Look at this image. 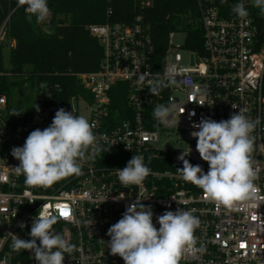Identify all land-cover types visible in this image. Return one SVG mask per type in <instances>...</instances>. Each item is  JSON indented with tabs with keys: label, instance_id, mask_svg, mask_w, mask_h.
I'll return each instance as SVG.
<instances>
[{
	"label": "built area",
	"instance_id": "2783aa9c",
	"mask_svg": "<svg viewBox=\"0 0 264 264\" xmlns=\"http://www.w3.org/2000/svg\"><path fill=\"white\" fill-rule=\"evenodd\" d=\"M129 1L131 12L122 20H113L115 0H108L107 20L87 25L102 46L97 69L50 73L48 79L33 75L23 85L29 88L33 104L23 107L12 104L8 96L20 86L4 90L0 83V264H36L30 251L11 248L8 233L30 239L32 220L39 211L61 217L54 230L75 245L71 254H65L63 264H125L110 254L107 232L136 200L151 207L157 228L156 217L165 211L193 210L200 221L195 231L197 247L205 251H190L179 264H264V45L258 44L254 5L250 0H234L224 13L218 0H196L198 18L186 16L184 23L194 28L193 23L199 22L200 48L188 46L191 32L177 23L167 34L160 55L149 18L156 0ZM237 3L244 4L247 17L232 11ZM43 28L49 32L47 25ZM176 32L184 34L182 44L175 43ZM5 38L4 24L0 42ZM5 67L0 78L18 81L27 77L14 74L6 61ZM57 76H71L83 89L68 95L55 80ZM117 82L125 83L127 105L113 114L111 94ZM152 86L158 94L150 93ZM159 104L172 108L168 120L153 117ZM60 108L83 115L95 125L101 151L81 161V175L48 187L28 186L24 176L15 173L19 161L12 149L22 147L33 130L48 127ZM240 111L250 119H260L252 133L255 142L250 154L258 191L254 199L226 207L186 182L177 169L183 167L180 155L190 147L185 158L207 173L209 165L200 158L197 140L191 135L199 130L193 125L204 118L227 120ZM119 150L127 152L121 157L128 161L135 154L144 156L152 174L142 185L124 188L119 182L117 169L125 165L108 161ZM61 211L70 213L68 219L62 218ZM20 224L25 227L21 229Z\"/></svg>",
	"mask_w": 264,
	"mask_h": 264
},
{
	"label": "clouds",
	"instance_id": "9594fccd",
	"mask_svg": "<svg viewBox=\"0 0 264 264\" xmlns=\"http://www.w3.org/2000/svg\"><path fill=\"white\" fill-rule=\"evenodd\" d=\"M17 6L25 7L29 22L35 17L37 23H43L51 11L47 0H17ZM254 7L264 12V0H254ZM232 11L241 18L248 16L243 3L233 5ZM149 91L152 95L158 94L156 86L150 87ZM36 110L39 111L38 106ZM171 112L172 108L159 104L153 110V117L165 121ZM259 123V118L250 119L240 111L231 114L227 120L204 118L194 124L193 127L199 129L191 133L197 140L196 151L209 168L205 173L200 165H193L185 158L191 152L189 147L179 157L183 167L177 170L182 178L201 188L209 199L226 207L237 201L254 199L258 191L254 184L257 176L250 154L255 142L252 133ZM94 127L85 116L58 109L48 127L33 130L22 147L12 149V156L19 161L14 167L15 173L24 176L26 185L38 187H48L66 177L81 175V161L92 158L89 153L94 155L101 151ZM150 174L152 170L141 154L133 155L125 167L117 169L118 180L124 188L142 185ZM153 215L151 207L139 200L128 205L122 217L108 229L110 254L118 255L125 264H179L186 253L205 251L203 246L197 247L195 231L200 221L193 210L165 211L156 217L158 228ZM60 218L39 211L32 220L30 239L8 233L12 239L11 248L16 252L30 251L36 264H63L65 254H71L75 245L54 230ZM62 218L68 219L67 216ZM20 227L23 229L25 225L20 224Z\"/></svg>",
	"mask_w": 264,
	"mask_h": 264
},
{
	"label": "trees",
	"instance_id": "16d2710c",
	"mask_svg": "<svg viewBox=\"0 0 264 264\" xmlns=\"http://www.w3.org/2000/svg\"><path fill=\"white\" fill-rule=\"evenodd\" d=\"M50 15L43 23H37L33 17L29 22L26 19L25 7H18L17 0H0V28L5 24L6 38L0 42V70L5 67L6 44H9V65L14 74L25 73L27 77L12 81L7 77L0 78L6 90L10 85L23 86L26 81L32 80L33 75L40 79H48L50 73H66L70 71L84 72L99 67L102 57V46L98 39L92 36L87 29L91 23H100L107 20L108 0H47ZM234 0H218L222 12H227ZM129 0H115L113 20H122L131 12ZM259 28L258 44L264 45V12L257 7L251 8ZM199 12L196 0H156L149 12L153 24V38L157 52L163 55L166 48V36L177 23L189 29L191 37L188 46L200 48L201 29L199 22L184 23L187 17L198 18ZM44 25L49 32L44 30ZM15 41L14 46L11 42ZM55 80L62 83V89L71 95L83 87L75 84L71 76H57ZM65 80V82H64ZM66 82L70 83L67 87ZM125 83L117 82L111 94V109L115 114L127 105ZM11 100V91L8 93ZM127 152L119 150L117 156L108 160L110 164L125 165L128 160L123 155Z\"/></svg>",
	"mask_w": 264,
	"mask_h": 264
},
{
	"label": "rangeland",
	"instance_id": "374dc122",
	"mask_svg": "<svg viewBox=\"0 0 264 264\" xmlns=\"http://www.w3.org/2000/svg\"><path fill=\"white\" fill-rule=\"evenodd\" d=\"M250 1L254 5V0H250ZM174 41L177 44H182L184 41V34L181 32H176ZM8 46L9 44H6L4 48L5 59H6L7 64H9ZM180 52L183 55V57H185L186 51L181 49ZM28 89L29 88L26 86H20V87L13 88V90L11 91V103L18 107H23V106H28V105L33 104L32 97H30V95L27 94Z\"/></svg>",
	"mask_w": 264,
	"mask_h": 264
},
{
	"label": "snow or ice",
	"instance_id": "6c2138e0",
	"mask_svg": "<svg viewBox=\"0 0 264 264\" xmlns=\"http://www.w3.org/2000/svg\"><path fill=\"white\" fill-rule=\"evenodd\" d=\"M70 213L68 211H61V215L68 216Z\"/></svg>",
	"mask_w": 264,
	"mask_h": 264
}]
</instances>
